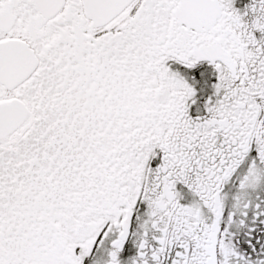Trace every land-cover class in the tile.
Here are the masks:
<instances>
[{"label":"snow or ice","instance_id":"snow-or-ice-1","mask_svg":"<svg viewBox=\"0 0 264 264\" xmlns=\"http://www.w3.org/2000/svg\"><path fill=\"white\" fill-rule=\"evenodd\" d=\"M0 264H264V0H0Z\"/></svg>","mask_w":264,"mask_h":264}]
</instances>
